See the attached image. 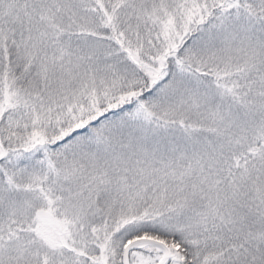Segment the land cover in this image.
Segmentation results:
<instances>
[{
	"label": "snow or ice",
	"instance_id": "snow-or-ice-1",
	"mask_svg": "<svg viewBox=\"0 0 264 264\" xmlns=\"http://www.w3.org/2000/svg\"><path fill=\"white\" fill-rule=\"evenodd\" d=\"M0 264H264V0H0Z\"/></svg>",
	"mask_w": 264,
	"mask_h": 264
}]
</instances>
